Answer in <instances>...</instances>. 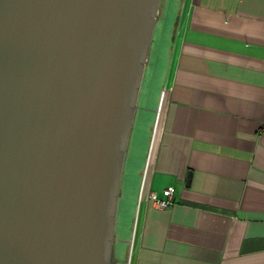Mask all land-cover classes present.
<instances>
[{
    "label": "water",
    "instance_id": "water-1",
    "mask_svg": "<svg viewBox=\"0 0 264 264\" xmlns=\"http://www.w3.org/2000/svg\"><path fill=\"white\" fill-rule=\"evenodd\" d=\"M162 0H0V264H121L123 170Z\"/></svg>",
    "mask_w": 264,
    "mask_h": 264
},
{
    "label": "crops",
    "instance_id": "crops-1",
    "mask_svg": "<svg viewBox=\"0 0 264 264\" xmlns=\"http://www.w3.org/2000/svg\"><path fill=\"white\" fill-rule=\"evenodd\" d=\"M181 3L158 90L143 79L123 170L116 258L264 264V0ZM144 182L158 200L172 189V206L159 210L141 199ZM128 213L133 229L121 259Z\"/></svg>",
    "mask_w": 264,
    "mask_h": 264
},
{
    "label": "rangeland",
    "instance_id": "rangeland-1",
    "mask_svg": "<svg viewBox=\"0 0 264 264\" xmlns=\"http://www.w3.org/2000/svg\"><path fill=\"white\" fill-rule=\"evenodd\" d=\"M181 0H162L161 6H160V15L159 20L157 21L155 32L153 35L150 55H149V63L146 68L144 77L146 80L145 85L152 80L154 84L152 85V91L156 92L158 90L159 84L161 80L164 78V71L166 68V54H167V45L169 44V40L171 39V33L173 32L172 29H174V19H176V16L178 14V11L180 13L182 9ZM155 69H158L157 73H155ZM155 77V79H151L152 77ZM152 82V83H153ZM157 87V88H156ZM152 145V144H151ZM151 148V147H150ZM143 150L140 148L139 157L135 158V168H138L141 166L143 161ZM150 149L148 153V160L151 157ZM155 153L153 152V156ZM124 220V219H123ZM121 221L122 223V230L120 234V240L121 242L118 243L119 246H121L122 252L121 253V259L124 258L127 247L126 244L129 241L130 237V230L133 229V226L130 227L132 221V215L130 213L127 214V217L124 221ZM129 223V224H128ZM129 229V231H128ZM116 236H117V226H116ZM123 236V237H122ZM131 241V240H130ZM121 244V245H120Z\"/></svg>",
    "mask_w": 264,
    "mask_h": 264
},
{
    "label": "built area",
    "instance_id": "built-area-1",
    "mask_svg": "<svg viewBox=\"0 0 264 264\" xmlns=\"http://www.w3.org/2000/svg\"><path fill=\"white\" fill-rule=\"evenodd\" d=\"M155 139H156V136L154 135V138H153V143L151 145V149H150V152H154L155 153ZM149 162V160H148ZM144 185H145V182L143 183V191L142 193L144 192V199H149V200H153L154 201V204L156 206L157 209L159 210H165V209H168L169 207L172 206L173 204V191L172 189H168L164 192L165 196H166V199L165 200H158L156 195H153V194H150V193H145L147 192L146 190L144 191Z\"/></svg>",
    "mask_w": 264,
    "mask_h": 264
},
{
    "label": "bare ground",
    "instance_id": "bare-ground-1",
    "mask_svg": "<svg viewBox=\"0 0 264 264\" xmlns=\"http://www.w3.org/2000/svg\"><path fill=\"white\" fill-rule=\"evenodd\" d=\"M141 199H143V197H141Z\"/></svg>",
    "mask_w": 264,
    "mask_h": 264
}]
</instances>
